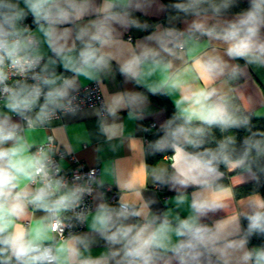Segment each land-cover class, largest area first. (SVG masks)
I'll list each match as a JSON object with an SVG mask.
<instances>
[{"label":"clouds","instance_id":"clouds-1","mask_svg":"<svg viewBox=\"0 0 264 264\" xmlns=\"http://www.w3.org/2000/svg\"><path fill=\"white\" fill-rule=\"evenodd\" d=\"M240 3L0 0V264H264V195L217 215L234 198L222 168L257 186L264 176V131L252 122L259 113L241 112L215 86L244 75L237 61L264 68V0ZM136 13H163L167 25L133 44L125 32L150 28ZM189 56L202 86H186L187 68L174 66ZM117 73L136 90L109 92L105 80ZM81 77L102 94L93 114L113 152L126 139L123 117L143 121L149 96L179 94L148 145L168 163L145 165L141 184L117 181L133 195L115 203L95 168L69 180L55 142L38 146L26 131L78 116ZM149 179L172 195L162 210L143 198Z\"/></svg>","mask_w":264,"mask_h":264},{"label":"crops","instance_id":"crops-1","mask_svg":"<svg viewBox=\"0 0 264 264\" xmlns=\"http://www.w3.org/2000/svg\"><path fill=\"white\" fill-rule=\"evenodd\" d=\"M163 3V1L161 0ZM136 15L142 20L147 21L150 24V28L145 32L136 29H130L124 33V38L127 35L131 36L130 41L133 44L142 41L144 35L157 28V26H166L167 19L163 13L150 14L143 16L140 13ZM183 27V24L179 25ZM207 46V41L201 44V50ZM215 46V45H214ZM47 51V49H44ZM191 57L186 59H176L173 63L176 67H185L188 70L186 80L189 82L186 86L198 87L202 86L201 82L195 79L194 66L189 67L188 61ZM245 68L244 75L240 77V80L232 84L231 81H217V87L223 89L227 97H235L239 105L243 110L252 112L253 114L259 113V116H264V68L256 66H244L243 61H237ZM89 81L84 80L81 77L80 86ZM105 84L109 92H115L120 90H136L131 83H125L123 77L118 73L115 79L105 80ZM147 94V93H146ZM178 93L171 97L168 96H149L148 112L151 115L147 116L143 121L129 120L123 117V123L125 124V141L124 143L113 152L108 144L104 141L103 137L98 134L97 117L93 114L95 106L82 108V112L76 116H61L60 119L53 121V124L49 128H36L31 131H27L30 141H34L36 145L44 142L46 135L50 132L58 146L64 150L72 152L77 158L82 160L87 166L98 164L100 171L98 175H102L105 180V186L115 191V199L121 196H131L132 193L122 191L117 188L116 182L121 184H141L144 181L145 165L146 162V148L154 141L159 135V125L167 118L165 108L162 106L161 99L167 98L173 105V100L178 98ZM174 107V105H173ZM15 119V117H14ZM148 121H154L156 123L155 128H151L145 133L144 126ZM61 164H65L63 160H60ZM167 161L161 160L160 157L154 161L151 166H147L148 171L152 167H158L167 164ZM227 184L226 187H233L239 184H243L249 181L248 177L242 176L240 173H230L226 169ZM191 191V189H189ZM144 199H154L157 203L153 206L154 210H162L166 201H171L172 195L167 188H156V185L149 179L146 189H142ZM106 193V192H105ZM259 193V192H253ZM251 193V194H253ZM260 194V193H259ZM163 195H167L165 198ZM250 194L235 197L229 201L230 207L225 211L218 213V216L225 214L231 215L235 211L244 210L243 205ZM109 192L106 193L108 198ZM168 207H172L169 203ZM39 215V213H37ZM82 230V229H81ZM103 251V244L94 246L93 255H98Z\"/></svg>","mask_w":264,"mask_h":264},{"label":"built area","instance_id":"built-area-1","mask_svg":"<svg viewBox=\"0 0 264 264\" xmlns=\"http://www.w3.org/2000/svg\"><path fill=\"white\" fill-rule=\"evenodd\" d=\"M126 38L130 40L131 36L127 35ZM101 98H102V94L99 92L98 86L94 82L89 81V82L80 86V91L78 94V101L83 102L82 108L90 107V106L99 107L100 102H101ZM2 103L3 102L0 101V104H2ZM155 127H156V123L154 121H148L147 123H145V126H144V129L146 128L148 130L147 131L144 130V131H145V133H147L151 128H155ZM45 141H54L55 142V139L50 132L47 133L44 142ZM39 145L40 144H38V146ZM51 146L56 151L55 159L59 162V164L63 168L62 174L66 175L69 180H72L73 176L75 174H77V173L86 174L87 172H89L90 169H93V168H95L97 170V174H99L100 167L98 164L87 166L82 160L77 158L72 152L64 150L62 147L58 146L56 142L54 144H52ZM69 153H70V155H69ZM60 160H63L65 162V164H61ZM156 188L161 189V187H159V186H156ZM103 191L106 193L109 192V196H108L109 202H111V203L116 202L115 191L113 189L105 186ZM166 196L167 195H163L164 198ZM88 203L90 205L92 204L91 198H89ZM77 230H81V229H77Z\"/></svg>","mask_w":264,"mask_h":264},{"label":"trees","instance_id":"trees-1","mask_svg":"<svg viewBox=\"0 0 264 264\" xmlns=\"http://www.w3.org/2000/svg\"><path fill=\"white\" fill-rule=\"evenodd\" d=\"M162 1L165 4L173 2V0H162ZM246 6H247V0H241L239 8H243ZM239 8L233 9V11H237V10H239ZM164 17H166V16L164 15ZM239 80H240V78L236 81H231V83L235 84ZM228 99L231 102V104L234 107L239 108L241 110V112L253 114L252 112L243 110L235 97H229ZM161 103H162V106L165 108L167 117H169L171 115V113L174 111L173 105L169 102V100L167 98H162ZM252 122L254 125V127H253L254 131H256V130L264 131V116H255L254 115ZM245 134L246 133L243 130L239 131L240 137H242ZM213 135L216 139H219L221 137V133L218 130H214ZM159 157H160V154H155V155L151 154V152L148 150V146H147V148H146V162H147L148 167L151 166L154 163V161L157 160ZM222 171L224 172V177L220 181V183L222 185H226L227 184L226 168H222ZM233 192H234L235 197H242V196L251 194L253 192H259L260 195H264V176L261 177V185L257 186L254 182L248 181L246 183L234 186ZM245 224H246V222H245ZM253 243H259V241L254 238Z\"/></svg>","mask_w":264,"mask_h":264}]
</instances>
